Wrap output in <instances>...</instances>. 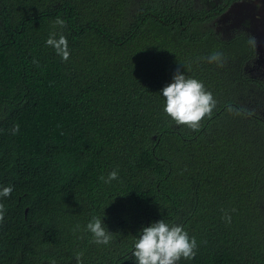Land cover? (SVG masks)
I'll use <instances>...</instances> for the list:
<instances>
[{"label": "trees", "instance_id": "1", "mask_svg": "<svg viewBox=\"0 0 264 264\" xmlns=\"http://www.w3.org/2000/svg\"><path fill=\"white\" fill-rule=\"evenodd\" d=\"M179 1L0 0V189L13 187L0 264H77L78 251L82 264H135L137 236L161 219L197 240L177 264H264V83L244 73L247 38L212 33ZM213 51L223 67L203 59ZM178 66L216 100L199 130L163 110ZM94 216L108 245L90 242Z\"/></svg>", "mask_w": 264, "mask_h": 264}, {"label": "clouds", "instance_id": "2", "mask_svg": "<svg viewBox=\"0 0 264 264\" xmlns=\"http://www.w3.org/2000/svg\"><path fill=\"white\" fill-rule=\"evenodd\" d=\"M66 27L65 21L57 17L53 23V27ZM246 43L255 49L257 47V39L250 36ZM46 44L54 48L57 55L63 61H67L70 57L67 38L53 32L46 40ZM208 63H214L219 67H223L225 63L224 54L220 51H213L209 56L203 58ZM33 64L39 66V62L34 58ZM184 67H186L184 65ZM162 96L165 98L164 112L175 121L177 125H186L192 130H199L201 121L205 117H211L213 109L216 107V100L213 94L208 91L204 84L196 78L184 74L179 66L173 77V81L162 89ZM229 112L241 114L239 110L229 106ZM252 115V112H248ZM20 125L15 124L11 132L13 135L18 134ZM101 181L111 183L118 179V171H111L107 178L103 175ZM13 192L12 186L0 189V198L10 197ZM236 209H231L235 212ZM5 209L0 204V222L4 219ZM221 219L226 223H231V215L228 210L222 209ZM104 220L94 216L86 225V230L92 234L91 243L98 245H108L112 239L111 232L105 228ZM80 226L76 225L73 229L75 232ZM198 248L195 237H190L188 232L181 225L169 224L164 219L151 223L150 226L144 227L134 243V251L132 255L135 258V264H177L182 258L186 260L194 259ZM84 253L78 251L75 253L77 264H82ZM50 264H56L53 259Z\"/></svg>", "mask_w": 264, "mask_h": 264}, {"label": "flooded vegetation", "instance_id": "3", "mask_svg": "<svg viewBox=\"0 0 264 264\" xmlns=\"http://www.w3.org/2000/svg\"><path fill=\"white\" fill-rule=\"evenodd\" d=\"M191 1L197 16L209 19L210 31L224 38L242 36L248 39L254 36L257 39V32L264 24V0ZM243 68L245 74L264 83V44L252 48L243 62Z\"/></svg>", "mask_w": 264, "mask_h": 264}, {"label": "water", "instance_id": "4", "mask_svg": "<svg viewBox=\"0 0 264 264\" xmlns=\"http://www.w3.org/2000/svg\"><path fill=\"white\" fill-rule=\"evenodd\" d=\"M257 42L258 48L264 44V24H262L259 28V32L257 34Z\"/></svg>", "mask_w": 264, "mask_h": 264}, {"label": "bare ground", "instance_id": "5", "mask_svg": "<svg viewBox=\"0 0 264 264\" xmlns=\"http://www.w3.org/2000/svg\"><path fill=\"white\" fill-rule=\"evenodd\" d=\"M241 2V1H240ZM245 2V1H244ZM242 3V2H241ZM232 7V6H231ZM245 7V6H244ZM226 11V10H225ZM232 11V10H231ZM228 12V11H227ZM230 13V12H229ZM261 16V15H260ZM264 18V17H263ZM264 21V20H263ZM258 24H260V23H258ZM258 33V32H257ZM97 38V37H96ZM103 42V41H102ZM127 89H128V87H127ZM131 91V90H130ZM128 95V94H127ZM129 96V95H128ZM132 97H135L134 95L132 96ZM129 98V97H128ZM140 98V97H139ZM134 100V99H133ZM132 102V101H131ZM136 105H138V104H136Z\"/></svg>", "mask_w": 264, "mask_h": 264}]
</instances>
